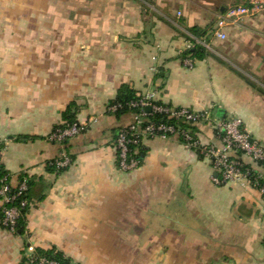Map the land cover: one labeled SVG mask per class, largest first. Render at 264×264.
<instances>
[{"label":"crops","instance_id":"1","mask_svg":"<svg viewBox=\"0 0 264 264\" xmlns=\"http://www.w3.org/2000/svg\"><path fill=\"white\" fill-rule=\"evenodd\" d=\"M234 5L0 0V165L13 186L28 181L31 201L23 230L12 232L0 200V264H29V245L69 264H264L258 189L216 185L210 160L177 137L145 139L139 167L121 170L115 133L134 116L107 111L128 85L210 110L197 126L203 144L220 145L214 126L228 117L264 144V15L220 27ZM193 26L210 30L209 54L187 67ZM71 104L88 127L66 144L72 164L57 169L63 147L50 135ZM242 159L264 178V163Z\"/></svg>","mask_w":264,"mask_h":264},{"label":"built area","instance_id":"2","mask_svg":"<svg viewBox=\"0 0 264 264\" xmlns=\"http://www.w3.org/2000/svg\"><path fill=\"white\" fill-rule=\"evenodd\" d=\"M263 5V0H244L240 5L230 6L221 18L219 26L222 27L226 23L236 24L243 16L256 15L257 10ZM218 36L225 38L222 32H219ZM191 47H193L192 44L189 45V48ZM184 63L187 67H193L195 60L188 57L184 59ZM156 101L154 92H148L128 103L129 109H138V111L133 113V121L121 127L114 139L117 163L121 170L134 171L139 167V153L145 139L177 137L187 147L195 149L201 157L210 160L213 169L218 173L213 178L216 185H226L232 182L249 185L259 190L264 201L263 176L242 159V156H246L256 163H264V144L244 128L241 118L228 117L215 124L220 145L203 144L194 127L210 119V110L196 111L190 107L173 106L167 103L157 104ZM122 107L120 103L109 105L107 111L114 114ZM157 113L181 120L188 127L155 121L152 115ZM87 127V123L76 122L66 128H57L51 133L50 140L63 147L59 158L52 163L57 169H64L72 164V157L65 148L66 144L72 137L84 133ZM28 188L25 179L13 186L9 174L0 177L3 225L12 232L20 229L23 212L31 206V201L27 197ZM28 250L29 264H64L54 257L39 254L37 248L32 245H29Z\"/></svg>","mask_w":264,"mask_h":264},{"label":"trees","instance_id":"3","mask_svg":"<svg viewBox=\"0 0 264 264\" xmlns=\"http://www.w3.org/2000/svg\"><path fill=\"white\" fill-rule=\"evenodd\" d=\"M189 32L193 36H195V38H191V42L194 45H193V47L184 51L182 53V57L183 58L190 57V58H193L195 61L196 60H203L209 54L208 49L203 44V42L208 43L209 37H210V30L208 28H201L199 26H193V27L189 28ZM197 39L201 40V42H198ZM159 76H160L159 74L156 75L157 78ZM141 95L142 94H137V92H135L133 89H131L128 85H122V87L119 89V92H118L116 99L112 100L108 104V106L113 105V104H117V103H120L123 106L121 109H119L118 111H116L114 113L117 116H121V115L129 113V112L133 114L134 112H137L138 109H129L127 105L132 100L139 99L141 97ZM156 103L157 104H164V102L159 101V100H157ZM63 118L65 120V124H63L57 128H66L67 126L78 122L76 120V116H75L74 104H71L67 108V110L63 114ZM152 119H154L155 121H159V122L170 123V124L172 123L174 125L179 124V125H182L183 127H188V125L183 123L181 120L169 118L166 114H163V113H157V114L152 115ZM57 128H55V129H57ZM194 129H196V131H197V127H194ZM119 130H120V128L116 131L115 138H116ZM5 174H8V172L6 170H4L3 167L0 165V177L4 176ZM21 180H23V178ZM27 183H28V181H27ZM28 187H29V183H28ZM28 190H29V188H28ZM27 197H28V192H27ZM27 210H25L23 212L24 214L20 220V229L21 230H23V225H24L25 215L27 213ZM37 252L41 255L54 257V258L60 260L61 262H63L64 264H69L63 258V255L58 251L37 249Z\"/></svg>","mask_w":264,"mask_h":264},{"label":"flooded vegetation","instance_id":"4","mask_svg":"<svg viewBox=\"0 0 264 264\" xmlns=\"http://www.w3.org/2000/svg\"><path fill=\"white\" fill-rule=\"evenodd\" d=\"M233 1H240V0H233ZM264 1V0H263ZM257 14H262V15H264V5L261 7V8H259L258 10H257Z\"/></svg>","mask_w":264,"mask_h":264},{"label":"rangeland","instance_id":"5","mask_svg":"<svg viewBox=\"0 0 264 264\" xmlns=\"http://www.w3.org/2000/svg\"><path fill=\"white\" fill-rule=\"evenodd\" d=\"M239 2V1H238ZM237 5H240V3L235 2ZM246 27H251V25H244ZM256 27V25H254ZM259 27H263L264 28V22L262 24L259 25Z\"/></svg>","mask_w":264,"mask_h":264},{"label":"water","instance_id":"6","mask_svg":"<svg viewBox=\"0 0 264 264\" xmlns=\"http://www.w3.org/2000/svg\"><path fill=\"white\" fill-rule=\"evenodd\" d=\"M151 109H150V107H148V111H150ZM217 175H218V173H217Z\"/></svg>","mask_w":264,"mask_h":264}]
</instances>
